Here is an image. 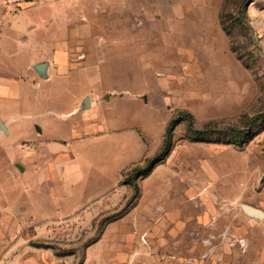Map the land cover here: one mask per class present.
Wrapping results in <instances>:
<instances>
[{
  "label": "rangeland",
  "instance_id": "obj_1",
  "mask_svg": "<svg viewBox=\"0 0 264 264\" xmlns=\"http://www.w3.org/2000/svg\"><path fill=\"white\" fill-rule=\"evenodd\" d=\"M21 1L1 71L33 73L12 41L31 14L50 70L0 106V264H264V218L243 209L264 211V0L248 29L241 0Z\"/></svg>",
  "mask_w": 264,
  "mask_h": 264
},
{
  "label": "crops",
  "instance_id": "obj_2",
  "mask_svg": "<svg viewBox=\"0 0 264 264\" xmlns=\"http://www.w3.org/2000/svg\"><path fill=\"white\" fill-rule=\"evenodd\" d=\"M4 1L5 0H0V53L2 50L1 46H2V39L4 35L3 32L5 27H11L13 28L12 31H15L16 20L17 21L22 20L24 13H28V11H30L32 6L36 4L34 2H22L21 0H13L10 4ZM16 7H20L19 11L16 12L13 10L12 12L11 10ZM32 15L33 14H31L30 18L26 20L25 25L19 28L20 35L18 37H15L12 41L13 44L16 45L17 53L18 52L23 53L24 51H32V55H31L32 57L29 63H27V68L29 69V71L33 73L28 74L25 77L22 75L21 72L13 71L10 74L11 77L7 79L5 78L6 75L2 73L0 68V106L3 108L5 106H8L9 103L12 107L22 97V94L20 92V88H21L20 86L22 82H28V84L30 83L32 85H35L34 83L35 80L39 78L46 79L40 76V74L35 70V66L39 64V59H37L36 53H38L40 46L39 35H40L41 25L38 23L37 19L35 20L36 21L35 23ZM49 70H50V64L48 68V76H49ZM0 114L3 113L0 112ZM3 115L6 116L5 118L7 117L14 118L13 114L5 115L4 113ZM0 122L4 124V126L7 129V132L5 130L4 131L5 133L8 134L9 129L3 117H0ZM33 124L36 125L37 131L41 132L40 126L37 125L36 123ZM38 127L40 128V130H38Z\"/></svg>",
  "mask_w": 264,
  "mask_h": 264
},
{
  "label": "trees",
  "instance_id": "obj_3",
  "mask_svg": "<svg viewBox=\"0 0 264 264\" xmlns=\"http://www.w3.org/2000/svg\"><path fill=\"white\" fill-rule=\"evenodd\" d=\"M252 0H241V18L238 19V21L241 23L242 27L245 29H248L249 26L245 22V16H246V8L250 4ZM222 23L223 26L226 30V32L231 35L232 33V24H229L227 22L226 15L222 14ZM184 120H188L190 122H193V117L190 113H182L181 116H177L169 122V125L167 127L166 133H165V140L164 143L160 149V151L152 158L148 159L145 165L135 167L133 169L132 174L127 178V183L134 184L136 185L137 179L141 176H146L151 174L154 169L161 164L167 157L170 155L172 151V134L177 127V125ZM207 128L205 127L204 129L198 130L196 132L197 138L196 140L198 141H203L206 139L208 132ZM238 138H241L240 135ZM220 141V140H219ZM243 143V142H241Z\"/></svg>",
  "mask_w": 264,
  "mask_h": 264
},
{
  "label": "water",
  "instance_id": "obj_4",
  "mask_svg": "<svg viewBox=\"0 0 264 264\" xmlns=\"http://www.w3.org/2000/svg\"><path fill=\"white\" fill-rule=\"evenodd\" d=\"M48 68H49V63L48 62H44V63H39L35 66V70L40 74V76H42L43 78H47L48 77ZM84 108L90 107L91 106V101L90 98L87 97L84 100ZM0 126L3 130H5L7 132L6 127L4 126V124H2L0 122ZM38 130H40V128L38 127ZM243 209L244 211L249 215V216H253L259 219L264 218V211H262L261 209H258L254 206L248 205V204H243Z\"/></svg>",
  "mask_w": 264,
  "mask_h": 264
}]
</instances>
